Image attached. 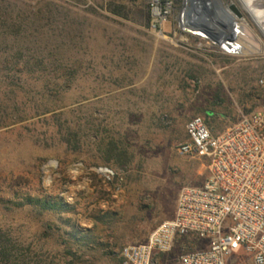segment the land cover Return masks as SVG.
<instances>
[{
    "label": "rangeland",
    "instance_id": "1",
    "mask_svg": "<svg viewBox=\"0 0 264 264\" xmlns=\"http://www.w3.org/2000/svg\"><path fill=\"white\" fill-rule=\"evenodd\" d=\"M222 3L243 15L232 28V55L198 39L188 38L189 47L157 38L145 0H0V54L22 50L21 66L37 52L42 66L15 79L17 87L32 84L28 102L65 106L30 112L19 90L13 110L2 92L10 108L0 123V177H21L29 194L40 188L74 208L40 214L23 197L7 206L0 199V237L11 254L7 262L0 255V264H74L64 254L74 236L99 243L84 264H119L122 248L145 242L173 217L182 188L208 176L205 157L178 151L188 141L186 124L200 117L213 135L222 133L255 110L264 76V37L236 0ZM69 116L81 128L67 147L52 125ZM227 264L253 263L238 252Z\"/></svg>",
    "mask_w": 264,
    "mask_h": 264
},
{
    "label": "built area",
    "instance_id": "2",
    "mask_svg": "<svg viewBox=\"0 0 264 264\" xmlns=\"http://www.w3.org/2000/svg\"><path fill=\"white\" fill-rule=\"evenodd\" d=\"M145 2L157 38L189 47L188 38L198 39L232 55L227 52L230 43L220 45L187 25L190 0ZM257 88L255 110L222 133L213 135L200 117L186 124L188 141L178 151L205 157L209 174L202 186L180 190L173 217L145 242L122 248L121 264H169L166 258L175 250L179 253L174 264H227L238 252L253 264H264V76ZM189 243L202 248L190 251Z\"/></svg>",
    "mask_w": 264,
    "mask_h": 264
},
{
    "label": "trees",
    "instance_id": "3",
    "mask_svg": "<svg viewBox=\"0 0 264 264\" xmlns=\"http://www.w3.org/2000/svg\"><path fill=\"white\" fill-rule=\"evenodd\" d=\"M148 19L149 16L147 15ZM6 53V55H5ZM35 53V54H34ZM37 52H33V56H31V58L33 59ZM24 53H22V50H15V52L12 53H8V51H4L3 53L0 54V59H3V61L0 62V123L2 122V120L8 116L9 114H7L6 112V107L10 108L9 105H4V103L2 102V92L4 91H8V94H5L4 96H10L9 98H11L12 101V108L13 110H18V101L16 98V93L19 90H22V92L24 93L25 97L27 100L22 101V105L23 106H27L29 105V111L30 112H36L39 110H43V112H48L49 110H56V109H61V108H65V106H57L55 108V106H53V103L51 101L48 100H44L41 102H35V101H30L28 99V94H32L33 92V87L32 84L30 83L28 85L27 88H18L16 83L14 80L15 79H19L22 76H27V78L30 79V77H32L35 72L39 69H42L41 61H38L37 59H35V62H31L32 59H27L26 61H24L23 65L19 66V61L21 60ZM8 58H13L16 59V62L14 63H9L8 62ZM20 68V69H19ZM48 84H52V82L50 80H45L44 82V86L47 87ZM69 84V81L66 80V82H64V84H62L60 87L61 88H65V86ZM12 96V97H11ZM10 101V102H11ZM72 111H68V115L71 114ZM61 115L64 113H60ZM58 116H61V115ZM82 121V126L85 128L88 123H89V115L85 116L84 119H81ZM205 121V120H204ZM56 125H52V126H56L55 127V134L60 135V137H62V139H65L66 141V145L67 147L72 146V141H74V139L78 136L77 131H80L79 129L81 128V126L77 123H75L73 121L72 118H70V116L68 117V119H63L61 120V117H59L58 119H56ZM205 123L207 124V122L205 121ZM208 125V124H207ZM64 127V129H62L61 127ZM64 132V133H63ZM187 135V134H186ZM188 138V135H187ZM106 153L108 154V152L106 151ZM117 162L116 163H122L121 160V155H117ZM109 161V160H108ZM32 175V180L35 177V173L34 172H30ZM12 176V174H9L8 177H0V199L4 200V204L7 205H11L12 203H15L14 201L22 198L23 197V202H25L26 204L31 205L35 210H37L40 214L43 213H48V214H54V215H61V214H69L73 212L74 208H71L67 205H65L63 203V201L56 197H53L51 195H45L42 194V191L40 190V188H36L34 190V194H29L26 190V186L24 183H21L22 178L21 177H13L14 179H10ZM9 178V179H8ZM32 193V192H31ZM45 226L46 229L48 230H52V224L51 222H45ZM73 244L72 246L67 245L68 241H65L64 244L66 245L64 248V254L66 257H69L72 259V261L74 260V264H84L85 261L84 259L86 258L87 254H91L93 252L96 251V247L98 246V242L96 240H93L91 238H87L83 237V238H78L76 236L73 237ZM86 240V243H84V241ZM7 245L4 242V240L0 237V255L1 257L4 259L5 262L9 261L10 258V253H8L7 250ZM119 264H121V260H119L118 262Z\"/></svg>",
    "mask_w": 264,
    "mask_h": 264
},
{
    "label": "water",
    "instance_id": "4",
    "mask_svg": "<svg viewBox=\"0 0 264 264\" xmlns=\"http://www.w3.org/2000/svg\"><path fill=\"white\" fill-rule=\"evenodd\" d=\"M228 10L235 17L226 15V12L222 11L219 0H190V8L186 15L187 25L211 41L229 46L232 33H234L232 19L240 20L243 15L233 3L228 6ZM217 26L227 28L229 33L225 34L221 30H215Z\"/></svg>",
    "mask_w": 264,
    "mask_h": 264
},
{
    "label": "bare ground",
    "instance_id": "5",
    "mask_svg": "<svg viewBox=\"0 0 264 264\" xmlns=\"http://www.w3.org/2000/svg\"><path fill=\"white\" fill-rule=\"evenodd\" d=\"M263 1L264 0H236V2L240 6V10L245 15H247L249 20L252 21V23L256 26L257 30L264 37V8H263ZM221 2H222V0H219V3L221 4V7H222V11H225L226 15L233 16L228 10V6L229 5H227V4L224 5ZM242 22L246 23L245 20H243ZM240 25H242V23H237L234 19H232V28H236V27H238ZM215 30H217V31L221 30L225 34H227V32H228L227 28H222L220 26H217Z\"/></svg>",
    "mask_w": 264,
    "mask_h": 264
},
{
    "label": "crops",
    "instance_id": "6",
    "mask_svg": "<svg viewBox=\"0 0 264 264\" xmlns=\"http://www.w3.org/2000/svg\"><path fill=\"white\" fill-rule=\"evenodd\" d=\"M206 178H204L198 185H196V187H200V186H202V184L204 183V180H205Z\"/></svg>",
    "mask_w": 264,
    "mask_h": 264
}]
</instances>
